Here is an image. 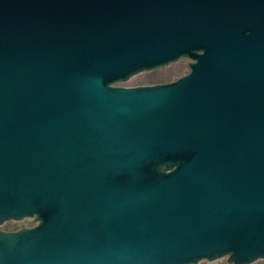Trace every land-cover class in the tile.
Segmentation results:
<instances>
[{
	"label": "water",
	"instance_id": "obj_1",
	"mask_svg": "<svg viewBox=\"0 0 264 264\" xmlns=\"http://www.w3.org/2000/svg\"><path fill=\"white\" fill-rule=\"evenodd\" d=\"M24 219L0 264L264 259V0H0V225Z\"/></svg>",
	"mask_w": 264,
	"mask_h": 264
},
{
	"label": "rangeland",
	"instance_id": "obj_2",
	"mask_svg": "<svg viewBox=\"0 0 264 264\" xmlns=\"http://www.w3.org/2000/svg\"><path fill=\"white\" fill-rule=\"evenodd\" d=\"M188 60L180 59L175 63L169 64L161 68H157L151 71L141 72L132 76L129 80L123 83H118L120 86H138V85H151L157 83H166L173 81L176 78L186 74L188 72L187 67ZM32 221L30 219H24L18 222L10 221L0 225L2 230L13 231L21 226H30ZM197 264H229L226 262V258H221L213 262L200 261ZM251 264H264V259L257 260Z\"/></svg>",
	"mask_w": 264,
	"mask_h": 264
}]
</instances>
